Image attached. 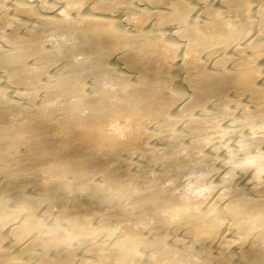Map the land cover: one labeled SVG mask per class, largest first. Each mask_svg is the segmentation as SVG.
<instances>
[{"label":"bare ground","instance_id":"6f19581e","mask_svg":"<svg viewBox=\"0 0 264 264\" xmlns=\"http://www.w3.org/2000/svg\"><path fill=\"white\" fill-rule=\"evenodd\" d=\"M0 264H264V0H0Z\"/></svg>","mask_w":264,"mask_h":264}]
</instances>
